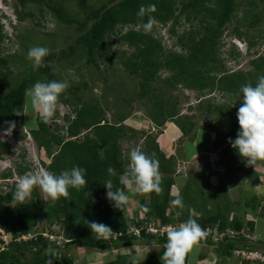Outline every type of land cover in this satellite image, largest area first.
Here are the masks:
<instances>
[{
    "label": "trees",
    "instance_id": "obj_1",
    "mask_svg": "<svg viewBox=\"0 0 264 264\" xmlns=\"http://www.w3.org/2000/svg\"><path fill=\"white\" fill-rule=\"evenodd\" d=\"M26 1L45 4L60 22L75 21L67 16L64 6L57 0H20L22 4ZM74 1L78 9L85 12L79 27L84 28L88 20H93L89 28L78 37L82 47L80 59L85 57L87 62L95 67L99 66L98 59H101L102 63L111 66L114 64L113 54L116 53L117 61L130 75L138 78L139 96L150 103L147 115L154 125L160 128L166 121L171 120L180 133L187 136L190 141L196 138L197 117L181 115L178 98L171 100L165 96L164 89L159 85L172 91H177L180 87L196 90L198 102L193 107L199 110L201 115L209 118L206 123L208 130L213 132V144L218 145L222 142L226 146L225 155L230 164L247 168L249 176L253 180H258L252 166H246L241 162L229 141L234 140L239 131L237 112L240 107V90L248 83L255 85L258 77L264 75V54H257L248 61L251 65L249 70H230L226 65L227 58L237 57L240 52L236 45L232 44L227 52L228 57H224L221 40L225 27L233 24L230 33L239 39L245 36L247 48L250 49L255 41L250 38L249 31L250 28L263 23L264 9L258 10V4L260 2L264 5V0H248V7L243 10L242 15H239L236 0H107L99 6L90 7L87 0ZM152 4L156 6L155 12L139 15L142 6L147 9ZM25 15L32 16L31 13ZM149 16H154L155 21L162 26L170 22L169 31L176 36L173 47H177L178 50L167 48L160 37L144 30L142 25L147 23ZM19 18H23L21 14ZM182 19L190 23V27L177 34L176 27ZM241 22L246 24L245 30L239 29ZM2 27L0 14V40L7 37V34L2 32ZM262 33L261 37L264 38V31ZM114 35L116 39L112 40ZM114 41L127 45L129 50L116 51L113 48ZM70 51L73 49L70 48ZM50 57L51 53L45 59L48 60ZM13 72L15 71L8 66L7 61L0 58V127L3 128L9 127V122H14L16 126L22 125L24 114L17 116L15 113L23 112L24 96L30 85L37 81H59L47 64L39 70L29 67L26 75L19 77L12 85H7ZM163 72H167V75L162 76ZM78 91L79 88L75 87L73 118L67 114L64 116L65 125L54 123L50 128L49 124L39 120L37 114L34 118L35 127L31 129L30 134L37 147L44 150V156L48 159V162L41 161L45 169L59 175L73 166H80L87 170L88 183L79 191L69 189L70 197H61L57 201H45L34 188L26 205H20L12 198L17 181L12 182L7 192H0V226L11 234V241L6 248L0 250V264H48L49 260H52V264H72L73 259L67 252L72 247L105 250L121 248L136 242L141 244L154 242L160 245L159 251L148 253L142 264H164L163 254L166 249L167 232L170 229L151 233L146 231L143 223L151 219L156 220L159 228L174 223L171 220L174 213L170 211L167 214L166 210L169 205L170 188L177 174V158L174 154L166 155L159 147L157 133L160 131L142 132L143 147L139 150L149 155L155 153L163 176L161 184L163 191L159 195L151 193L148 204L140 201L139 210L142 211L143 205L150 209L148 213L143 211L140 213L146 219L130 220L125 213L126 205L120 210L107 200V189L104 184L111 179L116 188L125 187L120 183V177L129 161L127 154H122L121 140L126 137L134 138L137 130L131 131V128L126 130L123 122L128 113L121 112L114 121L109 122L104 117V109L99 105L81 101V97L77 95ZM214 91L220 93L223 101H215L210 95ZM68 100L64 99L63 102L70 104ZM78 104L80 105L77 106ZM82 130L87 132L80 138ZM19 135L23 137L24 134ZM2 150L9 152V146L6 142L0 141V155ZM24 154L22 153V158ZM17 167L18 173L31 171L26 164H18ZM109 168L114 169L116 174L109 173ZM204 171L206 176H203ZM211 174L213 170L208 164L202 165L196 175L187 174L181 197L196 191L201 204L197 206L186 204L180 210L182 214L176 217V221L183 223L189 218H195L203 229L217 225L218 230L229 228L252 232L256 223L253 220L244 221L234 213L232 220L228 221L230 203L221 205L218 201L220 195L213 190L208 180ZM10 175V170L4 171L0 173V178L6 179ZM202 176L207 180L206 186L210 190L207 196L198 191L196 178ZM256 205L247 202L245 206L254 210ZM38 208L45 213V224L58 223L62 227L60 240L51 239L41 232L27 239L16 240L21 235L30 234L37 226ZM250 210H243V214ZM90 222L110 226L113 233L117 234L116 237L97 240L90 230ZM245 224L247 228H244ZM130 225L139 228L140 234L129 233ZM200 243L215 245V251L224 259L232 257V252L236 248L258 249L255 242L248 241L242 233L233 238L225 236L219 241L205 237ZM260 250L264 252V249ZM91 264H130V260L125 255L118 254L113 259ZM240 264L253 263L243 260Z\"/></svg>",
    "mask_w": 264,
    "mask_h": 264
},
{
    "label": "rangeland",
    "instance_id": "obj_2",
    "mask_svg": "<svg viewBox=\"0 0 264 264\" xmlns=\"http://www.w3.org/2000/svg\"><path fill=\"white\" fill-rule=\"evenodd\" d=\"M57 1L64 6L67 16L73 18L75 21L70 23L60 22V20L55 17L53 11L43 3L26 1L22 4L20 0H12L9 7H4L0 2V12L3 13V11H8L13 13L16 23L13 28L2 27V32L6 33L7 37L0 40V58L5 59L8 66L15 71L11 74V78L7 85H12L19 77L26 75V71L29 67H32V63L28 59V51L30 48L34 46L47 47L50 50L51 57L48 60L45 59V63L52 68L59 81L67 80L70 83V87L60 97L56 116L49 124L50 128L54 126V123L65 125L64 116L67 114L70 115L71 118L74 117L73 110L75 106L73 104V93H75V87H78L79 91L77 95L81 97V101L101 106L104 109V117L109 122L114 121L117 114L121 112L129 114L123 124L126 130L130 128L131 131L137 130V134L134 138L126 137L121 140L123 155H126L133 148L139 149L143 147V131L147 130L152 133L160 131L157 133V143L166 155L174 154L176 156V172L180 175L179 179L177 174L174 177L175 181L170 188L169 205L166 210L167 214L170 213V211L174 213L175 217L172 216L171 220L175 224L171 223L165 227H179L182 224V222L176 221L177 216L175 213L177 209H174L170 202L175 199L177 195L181 197L187 174L196 175L202 165L208 164L213 170V174L209 176L208 180L213 190L220 195L218 201H220L221 205L230 203L231 209L228 221L232 220L233 215H235L234 213H237L244 221H255L254 230L252 232L248 231L249 237H245L248 241L255 242L259 250L264 249V161H257L256 164L252 166V170L258 178L257 181L249 176L247 168H240L230 164L225 155L226 146L222 142L218 145L213 144V132L208 130L206 123L209 118L205 117V115H201L200 111L193 107L198 102L197 91L194 89L180 87L177 91H172L158 84L164 89L163 92L165 96L169 97L171 100L175 97L178 98V108L181 115H195L197 117L195 139L191 141L188 140V137L183 136L171 120L166 121L160 128L155 126L147 115L150 109V103L139 96L138 78L130 75L125 70L124 66L117 61L116 53L113 54L114 64L111 66L102 63L101 59H98V67L91 66L85 57L84 59H80L79 56L82 53V47L78 37L89 28L93 20H88L84 28L79 27V23L85 17V12L78 9L74 0ZM87 1L90 7V5L99 6L107 0ZM247 1L248 0H236V7L238 8L239 15H242L243 10L248 7ZM263 9L264 5L259 2L258 10ZM27 13H31L32 16L25 15ZM20 14L23 17L22 19L19 18ZM2 16L3 14H1V17ZM262 20L263 23L250 28L249 36L255 41V44L250 49L247 48L245 36L238 40V37L230 33L233 24L225 27L226 29L221 40L223 44L221 48L222 55L226 58L228 57L227 52L231 49L232 43L239 46H236V48L240 52L237 57L227 58L226 65L228 69L249 70L251 65L248 61L257 54H264V38L261 37V34H263L262 31H264V16ZM5 22H7V20H5ZM242 23L243 22L240 23L239 29L245 30L247 28L246 24ZM189 24L182 19L180 24L176 27L177 34L187 30L190 27ZM170 26V22L163 26L156 22L153 27L147 31L151 32L154 36L160 37L162 43L167 48L172 47L178 50L177 47H173L176 36L170 33ZM127 27L128 25L125 26L124 30H126ZM138 28L139 26L136 27V29ZM115 39L116 37L114 35L112 40ZM70 48L73 49V51H70ZM113 48L116 51L129 50L127 45L119 42L116 43L115 41L113 42ZM165 75H167V72L162 73V76ZM35 83L36 82H34V84ZM34 84L30 85L27 90ZM210 95L217 102H221L224 99L220 96L218 91H214ZM67 98L70 104L63 102V100ZM128 99L129 101H127ZM79 105L80 104L77 106ZM23 108V113L26 115H24L22 125H15L11 135H4L8 127H0V141L6 142L9 146V152H5L4 150L1 151L0 173L8 170L11 172L8 178H0V189L1 186L4 185V180H8V184L10 185V183L17 181L18 177L27 173H18V164H26L31 172H36L40 168V165L36 164L38 161L48 162V159L44 156V150L37 147L30 134L31 129L35 127L34 118L37 113L31 108L26 93L24 96ZM163 131L165 134L162 135ZM86 132V130H82L79 137L81 138ZM19 134L24 135L22 137ZM22 153H25L23 158ZM9 166L11 168H9ZM205 174L206 171H204L203 176H206ZM203 176L202 178H196V183L199 187V193L207 196L210 190L207 189V180ZM35 189L45 201H48V198L39 187ZM193 192H189L191 195L182 197L184 205L187 204V206H192L196 204L197 206L201 204V199L196 196V191ZM129 195L131 198L125 209L128 218L130 220H136V218L146 219L145 216L140 215L142 211L139 210L138 207L141 200L145 201L147 204L150 202V194ZM207 198L208 197H206V199ZM227 200L229 202H227ZM247 202H250L252 205L257 204L255 208H253L254 210H250L249 206H245ZM243 210H250V212L243 214ZM37 212L38 224L32 229L30 236L41 232L51 239L60 240L62 238V227L58 223L45 224L44 211L38 208ZM193 213L196 214V212ZM149 223L158 225V221L152 219L148 221L146 226ZM144 224L145 222L143 225ZM244 228H247L246 224ZM8 235L11 236L9 232ZM10 236H8V238H10ZM149 247L151 248V253L157 252L160 249V245L154 242L149 244L136 242L121 248L105 250L72 247L68 249L67 252L73 259L72 264H91L113 259L118 254L125 255L131 261L133 259V254H139L141 250L146 251ZM188 255L189 258H187L186 264H205L209 258L212 262L207 264H228L229 261V259H224L222 255L215 251V245L199 243ZM202 255L208 257L201 260ZM230 259V264H240L239 258L234 254Z\"/></svg>",
    "mask_w": 264,
    "mask_h": 264
},
{
    "label": "clouds",
    "instance_id": "obj_3",
    "mask_svg": "<svg viewBox=\"0 0 264 264\" xmlns=\"http://www.w3.org/2000/svg\"><path fill=\"white\" fill-rule=\"evenodd\" d=\"M11 1L0 0L4 7H9ZM155 10L156 6L154 4L147 9L142 6L139 15L143 16L146 12H155ZM1 14H3L1 22L3 21L2 24L5 28H13L16 25L13 13L3 11ZM155 23V17L149 16L147 23L142 26L147 31ZM232 44L238 46L235 43ZM48 55H50V50L47 47L34 46L30 48L28 59L31 61L33 69L39 70L46 67L45 58ZM69 87L70 83L67 80L37 81L26 91L31 108L38 114L41 122L50 124L54 120L60 97ZM240 93V107L237 112L239 131L236 138L234 140L230 139L229 143L242 163H245L246 166H254L257 161H264V75L258 77V82L255 85L248 83L242 86ZM22 114L26 115L20 111L15 113L17 116ZM14 128L15 123L9 122V127L4 135H11ZM127 159L129 163L120 177V183L125 188H116L111 179L104 184L107 189V200L120 210L129 203L131 198L129 194L156 193L159 195L163 191L161 187L163 176L160 172L159 160L155 158V153L149 155L142 150L133 148L127 153ZM86 171L80 166H73L71 169L64 170L57 175L40 164L38 171H30L18 177L12 198L18 204L26 205L36 187H39L50 201H57L61 197L69 198V189L79 191L87 185ZM108 171L112 175L116 174L112 168H109ZM178 174L177 176H180ZM170 203L174 209H178L175 214L179 217L182 214L180 210L185 207L182 197L177 195ZM142 211L148 213L150 209L147 205H143ZM89 225L97 240H109L113 234L112 228L103 223L90 222ZM205 237L206 231L195 218H189L179 227H172L167 232L166 249L163 254L164 264H186L188 254ZM150 250L149 247L146 251L141 250L139 254H133L130 264H142ZM48 264H52V260H49Z\"/></svg>",
    "mask_w": 264,
    "mask_h": 264
},
{
    "label": "built area",
    "instance_id": "obj_4",
    "mask_svg": "<svg viewBox=\"0 0 264 264\" xmlns=\"http://www.w3.org/2000/svg\"><path fill=\"white\" fill-rule=\"evenodd\" d=\"M36 164H39V162H37ZM40 165V164H39ZM10 182V181H9ZM4 185L1 186L0 192H7L10 188H11V184H8V180H4L3 181ZM3 190V191H2ZM148 222H145V229L147 232H151V233H158L160 231H165V230H169L171 228L169 227H165L161 226L160 228L155 225L154 223H149L147 226ZM206 231V237H211V239L217 241L218 239H221L225 236H229L231 238L238 236L240 233H242L243 236L249 237V234L247 233L248 231H246L245 229H242L240 231H235V230H231L229 228H226L224 230H218V226H214L213 228L207 227L204 229ZM128 232L134 235H139L140 234V229L130 225ZM116 233L114 232L112 234V237H116ZM8 232H6V230L2 227H0V250L6 248V245L9 243V241H11V236L10 238H8ZM30 237V234L27 235H21L20 237L16 238V240H20V239H27ZM237 258H241V259H250V260H255L259 263L264 264V252L259 250V249H254V251H247L245 249H239L236 248L233 250L232 252Z\"/></svg>",
    "mask_w": 264,
    "mask_h": 264
},
{
    "label": "bare ground",
    "instance_id": "obj_5",
    "mask_svg": "<svg viewBox=\"0 0 264 264\" xmlns=\"http://www.w3.org/2000/svg\"><path fill=\"white\" fill-rule=\"evenodd\" d=\"M63 129V128H62ZM37 159V158H36ZM39 162V161H38ZM39 164H41V161L39 162ZM9 168H11L10 166H9ZM224 238V237H223ZM223 238H221V239H218L217 241H219V240H222ZM239 249H245V248H239ZM245 250H247V251H254V250H248V249H245ZM240 262L241 261H243V260H247V261H251V262H253L254 264H258L259 262H257V261H255V260H250V259H241V258H239L238 259Z\"/></svg>",
    "mask_w": 264,
    "mask_h": 264
},
{
    "label": "crops",
    "instance_id": "obj_6",
    "mask_svg": "<svg viewBox=\"0 0 264 264\" xmlns=\"http://www.w3.org/2000/svg\"><path fill=\"white\" fill-rule=\"evenodd\" d=\"M145 130H146V129H145ZM146 132H149V131L146 130ZM163 132H164V131H163ZM163 132H162V135L165 134V132H164V133H163ZM160 134H161V133H160ZM160 134H159V135H160ZM159 135H158V136H159ZM121 144H122V142H121ZM196 146H198V145H196ZM179 177H180V176H178V179H179ZM262 233H263V232H262ZM260 234H261V233H260ZM263 234H264V233H263ZM205 256H206V255H202V256H201V260H202V259L204 260V259H206V258L208 257V256H207V257H205ZM188 258H189V255H188ZM230 260H231V259L229 258V261H230ZM229 261H228V264H230ZM211 262H212V260L209 258L208 261H207V263H211ZM207 263H205V264H207Z\"/></svg>",
    "mask_w": 264,
    "mask_h": 264
}]
</instances>
